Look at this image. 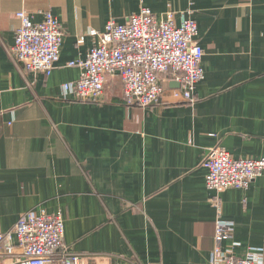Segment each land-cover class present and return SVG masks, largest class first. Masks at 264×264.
Masks as SVG:
<instances>
[{"label":"crops","instance_id":"0c3cea01","mask_svg":"<svg viewBox=\"0 0 264 264\" xmlns=\"http://www.w3.org/2000/svg\"><path fill=\"white\" fill-rule=\"evenodd\" d=\"M143 6L157 19L192 14L203 49L194 102H172L168 76L160 102L144 109L125 106L118 74L97 102L65 94L81 75L67 65L95 41L87 33ZM21 11L60 22L50 76L28 74L7 53ZM216 146L264 159V0H0L1 231L29 210L62 212L63 241L84 264H211L218 201L233 225L221 247L264 253V173L246 191L214 194L202 162Z\"/></svg>","mask_w":264,"mask_h":264},{"label":"built area","instance_id":"2783aa9c","mask_svg":"<svg viewBox=\"0 0 264 264\" xmlns=\"http://www.w3.org/2000/svg\"><path fill=\"white\" fill-rule=\"evenodd\" d=\"M42 18L34 23L27 13H17L19 25L7 53L28 74L50 76L59 61L63 35L58 18L50 12L42 13ZM87 34L95 41L84 59L67 65L80 69L81 75L64 85L65 94H73L79 102H97L104 95L106 77L118 74L125 106L144 109L160 102L167 91L162 77L168 76V81L179 85L168 92L172 102H194L196 85L203 78V49L189 11H167L157 19L143 6L123 24L110 19L102 32ZM84 39L79 37L77 43L83 44ZM202 166L207 170L205 186L216 195L233 188L246 191L264 173V159H236L219 146L209 150ZM214 203L216 245L210 253L211 264H264L261 249L237 257L221 247L233 225L221 220V205ZM63 235L62 212L29 210L9 231L0 229V264H84L65 245Z\"/></svg>","mask_w":264,"mask_h":264},{"label":"water","instance_id":"95a60500","mask_svg":"<svg viewBox=\"0 0 264 264\" xmlns=\"http://www.w3.org/2000/svg\"><path fill=\"white\" fill-rule=\"evenodd\" d=\"M179 85L175 84V83H170L169 84V88L170 89H178Z\"/></svg>","mask_w":264,"mask_h":264}]
</instances>
